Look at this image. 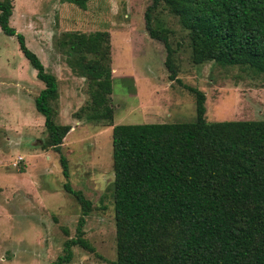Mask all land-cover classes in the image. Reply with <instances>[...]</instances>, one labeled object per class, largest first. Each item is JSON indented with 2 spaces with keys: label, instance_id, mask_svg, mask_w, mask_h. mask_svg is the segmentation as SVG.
Here are the masks:
<instances>
[{
  "label": "trees",
  "instance_id": "trees-1",
  "mask_svg": "<svg viewBox=\"0 0 264 264\" xmlns=\"http://www.w3.org/2000/svg\"><path fill=\"white\" fill-rule=\"evenodd\" d=\"M64 1L84 8L88 0ZM159 8L186 30L192 63L264 73V0H150L144 28L162 43L173 79L174 50L167 27L156 20ZM11 10L12 0H0V31L15 36L43 84L33 99L45 130L39 146L59 154L62 187L80 207L76 237L64 240L63 253L50 263L61 264L72 245L84 244L80 227L90 202L67 181L60 146L70 126L54 121L56 78L9 25ZM56 46L71 72L86 81L89 100L75 117L110 125L108 33L63 31ZM185 87L194 96L192 121L111 126L114 264H264V119L208 121L203 92Z\"/></svg>",
  "mask_w": 264,
  "mask_h": 264
},
{
  "label": "rangeland",
  "instance_id": "rangeland-1",
  "mask_svg": "<svg viewBox=\"0 0 264 264\" xmlns=\"http://www.w3.org/2000/svg\"><path fill=\"white\" fill-rule=\"evenodd\" d=\"M150 0H88L84 8L64 0H12L9 25L56 78L54 121L68 124L60 153L69 186L90 202L81 239L61 264H114L115 242L110 130L115 124L190 122L194 96L204 94V118L264 119V73L190 59L186 30L159 8L174 50L169 79L162 43L149 37L143 12ZM104 30L109 37L112 109L110 125L75 112L88 102L85 79L73 74L56 46L63 31ZM43 87L18 49L14 35L0 31V264H50L63 241L76 237L80 207L62 184L59 154L40 148L43 116L33 99ZM20 157V160H17Z\"/></svg>",
  "mask_w": 264,
  "mask_h": 264
},
{
  "label": "built area",
  "instance_id": "built-area-1",
  "mask_svg": "<svg viewBox=\"0 0 264 264\" xmlns=\"http://www.w3.org/2000/svg\"><path fill=\"white\" fill-rule=\"evenodd\" d=\"M21 158L20 157H17V160H20Z\"/></svg>",
  "mask_w": 264,
  "mask_h": 264
}]
</instances>
